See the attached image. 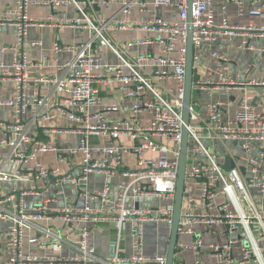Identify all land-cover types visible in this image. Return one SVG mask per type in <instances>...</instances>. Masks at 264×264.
Instances as JSON below:
<instances>
[{"label":"built area","instance_id":"built-area-1","mask_svg":"<svg viewBox=\"0 0 264 264\" xmlns=\"http://www.w3.org/2000/svg\"><path fill=\"white\" fill-rule=\"evenodd\" d=\"M86 1L92 5L94 0ZM119 1L123 13L135 9L148 17L129 23L118 20L116 27L152 34L127 46L152 43L159 53L125 56L106 37L107 21L83 13L80 18L55 20V25L85 28L89 31L86 40L75 44L56 40L51 56L40 53L32 60L25 49L29 28L42 26L51 17L40 20L29 15L30 4L37 0H14L13 6L4 10L1 22L13 25L15 41L8 47L12 51L9 64L0 62V75L13 80L14 91L11 97L0 99V106L11 114L8 121L0 119V188L12 180L20 184L0 195V219L9 222L4 231L5 259L0 258V264L38 262L23 251L24 228L32 217L23 208L26 191L21 184L56 175L57 187L70 182L80 189L90 174L101 172L107 179L101 189L82 192L83 205L51 209L64 224L83 225L72 254L61 255L64 240L53 235L56 254L48 256L45 264H166L164 254L145 253L144 224L170 225L172 220L185 108L187 0ZM254 1L191 0L196 76L187 106L186 176L177 233L191 236L193 241L177 245L202 250V234L223 226L225 240L205 246L208 252L219 255L222 264H235L231 255L237 243L240 264H264L258 242L264 241V77H249V66L244 72L227 71V55L212 48L241 37L240 47L264 53V23L253 21L264 15V2L247 5ZM45 3L54 6L60 1ZM231 6L238 19L246 17L247 21H231L227 15ZM159 8L174 9L175 14L171 18L160 16L155 13ZM31 45H41V41ZM96 45L107 47L119 63H108L95 51ZM65 53L70 56L62 61L59 56ZM32 67L37 69L34 74L30 73ZM42 84L49 86V94L41 90ZM115 84L119 85L120 100L103 103L100 91ZM105 112L120 116L109 119ZM39 116L40 133H29L26 118ZM50 120L66 123L63 128H49ZM59 131L77 133V144L60 146L40 136ZM92 138L107 143H92ZM50 151L56 154L57 164L48 167L38 156ZM226 160L228 169L223 167ZM5 163L13 165L12 172L4 170ZM115 174L124 179L112 180ZM46 204L47 199L33 210L43 211ZM98 222L115 229L106 258L96 255L88 240L91 224ZM126 229L131 253L122 255ZM192 264L213 263L196 257Z\"/></svg>","mask_w":264,"mask_h":264},{"label":"crops","instance_id":"crops-1","mask_svg":"<svg viewBox=\"0 0 264 264\" xmlns=\"http://www.w3.org/2000/svg\"><path fill=\"white\" fill-rule=\"evenodd\" d=\"M38 3L30 4L28 13L31 17L38 18L40 20H46L51 17L50 21L42 26H31L28 31L27 41L25 43V49L30 59L35 60L40 53H46L51 56V46L54 41L58 40L64 44H75L86 40L89 36V31L82 27L75 25H67L57 27L55 20L61 19H75L83 17V13L88 17L96 18L101 21H107L106 25V37L116 43L123 51L125 56L135 58L140 55H149L153 53H159V48L156 44L152 43H141L135 44L128 47L127 43L131 41H142L147 38H151L152 34L149 32L141 31L138 29H118L116 22L122 20L125 23L136 22L140 19L148 17L146 12H138L135 9L130 13H123L121 6L122 2L119 0H94L92 5L86 0H59L58 5L51 6L45 3V0H37ZM148 2L150 0H147ZM264 0H255L252 4L247 5H258L263 3ZM14 0H0V62L9 64L12 57V51L8 48L14 44L15 41V29L13 25L7 22H1V18L4 16V10L13 6ZM82 9V12L79 10ZM155 13L171 18L175 14L174 9L159 8L155 10ZM227 15L231 21L240 20L246 22L247 18H237L235 9L231 6L227 12ZM253 21L257 24L264 23V15L253 18ZM249 40V38H248ZM32 41H41V45H31ZM252 43H258V40L251 39ZM241 37H235L231 41L221 44H216L212 48L216 49L227 55L228 61L225 64L227 71L231 72H244L249 66V77L262 78L264 77V53L257 52L255 50L244 49L240 47ZM5 49L3 50V48ZM95 51L102 53L104 59L111 64H118V58L113 55L107 47H101L96 45ZM70 54L65 53L59 56L62 61L67 60ZM37 72L36 68H31L30 73L34 74ZM196 73L193 72V77ZM118 84L108 89L100 91V98L103 103H113L120 100L118 91ZM41 90L44 93L49 94V86L47 84L41 85ZM14 82L10 77H2L0 75V99H6L13 95ZM51 95V94H50ZM31 111L29 112V114ZM105 116L109 119L119 117V113L105 112ZM0 119L8 121L11 119L10 110L6 107L0 106ZM41 117L34 120H28L27 131L31 134L37 135L40 133L39 122ZM64 120H50L47 122L49 128H63L65 126ZM2 131L0 130V137ZM42 138L51 140L60 146H73L76 145L79 139L77 133L62 132L58 133L47 132L41 133ZM92 143L105 144L106 140H98L92 138ZM40 162L48 167L57 164L56 154L53 152L41 153L38 156ZM4 170L12 172L13 165L5 163L3 165ZM61 170L65 171V168L61 166ZM75 174L78 173V168L73 170ZM56 175H51L48 178L41 180H32L21 184L26 194L22 198V205L25 212L29 214L31 218L28 226L24 228V241L23 251L25 254L35 256L38 258L37 263L32 264H45V260L48 256H53L56 252L52 248L53 235L61 236L64 240L60 254L65 256L72 254L75 250L74 245L78 239L79 228L83 225L75 222L72 224H64L63 221L57 216L58 214L51 211L52 208L61 209L66 206H81L84 204V197L82 192L87 190L93 192L101 189L104 181L107 179L105 173H92L88 176L84 187L77 189L70 182L65 183L62 187L55 185ZM112 180H123L121 175L115 174L110 177ZM18 180L8 181L2 183L0 188V195L6 194L9 189L15 185H19ZM47 199V207L43 211H35L33 208H37L42 205L44 200ZM97 201H95V204ZM142 204V202H140ZM7 208L11 206H6ZM17 210V208H16ZM34 215H40L39 217L33 218ZM8 220L0 219V258L5 259L4 248L6 245V238L4 231L8 225ZM115 234L114 227L110 226L106 222H98L91 224L89 232V243L94 248L96 255L106 258L110 254V242L112 241ZM170 235V225L165 222L152 223L146 222L144 224V238L145 246L144 251L148 254H166L168 241ZM226 238V233L223 226H217L210 232L202 234L203 248L195 252L190 248L181 249L176 244L175 260L178 263L192 264L196 257L209 261L213 264H222L219 255L210 253L206 250L205 246L209 242H222ZM30 239H36L35 242H29ZM193 241V237L188 235L178 236L177 243L190 244ZM260 245V244H259ZM238 243L233 249L231 255L232 260L235 264L239 263V251ZM122 255H128L131 253V239L129 230L126 229L122 234L121 241ZM264 255V241L260 245Z\"/></svg>","mask_w":264,"mask_h":264},{"label":"water","instance_id":"water-1","mask_svg":"<svg viewBox=\"0 0 264 264\" xmlns=\"http://www.w3.org/2000/svg\"><path fill=\"white\" fill-rule=\"evenodd\" d=\"M85 1V0H83ZM187 10H188V18H187V34H186V55H185V95H184V104L185 108H183L182 120V140L180 145V152L178 156V167H177V178L175 184V193H174V205H173V214L172 220L170 224V235L168 241V247L166 251V264H179L175 260L176 253V244L178 239L177 227L180 218L181 211V202L184 191L185 184V176H186V156H187V145H188V133H187V125H188V110L187 106L190 104L191 99V85L193 79V45H192V32L193 26L191 24V0H187ZM260 91V88L257 89ZM224 169H228L229 164L228 160L225 161L223 165ZM243 171V168H242Z\"/></svg>","mask_w":264,"mask_h":264},{"label":"rangeland","instance_id":"rangeland-1","mask_svg":"<svg viewBox=\"0 0 264 264\" xmlns=\"http://www.w3.org/2000/svg\"><path fill=\"white\" fill-rule=\"evenodd\" d=\"M258 242H259V244L261 245V244H262V239H259Z\"/></svg>","mask_w":264,"mask_h":264}]
</instances>
